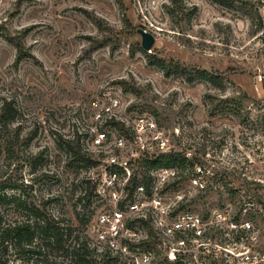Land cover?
<instances>
[{
	"label": "rangeland",
	"instance_id": "1",
	"mask_svg": "<svg viewBox=\"0 0 264 264\" xmlns=\"http://www.w3.org/2000/svg\"><path fill=\"white\" fill-rule=\"evenodd\" d=\"M139 28L155 38L149 51ZM263 71L264 0H0V105L10 101L13 114L0 125V186L20 184L36 202L56 196L52 212L86 233L91 169L71 160L59 135L74 136L110 89L162 125L174 152L229 175L212 183L210 171L203 193L190 179L171 186L162 200L179 192L183 201L170 210L237 204L233 188L264 194Z\"/></svg>",
	"mask_w": 264,
	"mask_h": 264
},
{
	"label": "built area",
	"instance_id": "2",
	"mask_svg": "<svg viewBox=\"0 0 264 264\" xmlns=\"http://www.w3.org/2000/svg\"><path fill=\"white\" fill-rule=\"evenodd\" d=\"M258 80L264 82V71ZM75 123L77 132L68 138L80 136L95 162L87 170L95 218L86 234L97 254L107 253L111 264H264V194L233 188L231 193L242 192L237 204L228 195L229 202L203 212L170 210L183 194L176 193L172 203L159 194L184 181L186 173L150 166L173 151L162 125L126 108L110 89L102 90ZM211 178L195 164L187 179L203 193L212 188Z\"/></svg>",
	"mask_w": 264,
	"mask_h": 264
},
{
	"label": "trees",
	"instance_id": "3",
	"mask_svg": "<svg viewBox=\"0 0 264 264\" xmlns=\"http://www.w3.org/2000/svg\"><path fill=\"white\" fill-rule=\"evenodd\" d=\"M220 83L218 75V87ZM242 97H245L244 93ZM12 120L11 102L3 101L0 105V125H6ZM59 138L71 160L81 163L85 171L95 164L91 155L83 149L80 136L70 139L59 135ZM196 159L198 160L194 157L190 162L187 153L172 151L159 155L150 166H175L186 173L182 179L185 180L190 175L186 170L188 168L193 170ZM205 169L214 172L215 178L212 180L214 183L229 176L209 165ZM85 181L87 188L82 196L83 207L89 210L94 197V186L89 180ZM226 183L224 184L227 185ZM8 189L17 191L8 193ZM56 200V196H47L36 202L26 194L22 185L1 184L0 264H111L112 259L107 253L97 254L95 248L89 245L88 236L83 230L68 223L63 216H57L52 212L50 204ZM82 220L85 222L83 218Z\"/></svg>",
	"mask_w": 264,
	"mask_h": 264
},
{
	"label": "water",
	"instance_id": "4",
	"mask_svg": "<svg viewBox=\"0 0 264 264\" xmlns=\"http://www.w3.org/2000/svg\"><path fill=\"white\" fill-rule=\"evenodd\" d=\"M137 32L141 36V46L144 50L149 51L154 44V36L150 32H147L143 29H137Z\"/></svg>",
	"mask_w": 264,
	"mask_h": 264
}]
</instances>
